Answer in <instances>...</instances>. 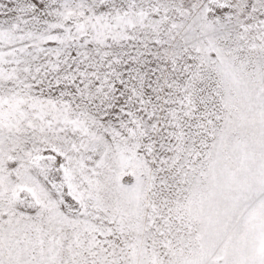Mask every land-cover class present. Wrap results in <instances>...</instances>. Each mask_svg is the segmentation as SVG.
<instances>
[{"label": "snow or ice", "instance_id": "obj_1", "mask_svg": "<svg viewBox=\"0 0 264 264\" xmlns=\"http://www.w3.org/2000/svg\"><path fill=\"white\" fill-rule=\"evenodd\" d=\"M0 264H264V0H0Z\"/></svg>", "mask_w": 264, "mask_h": 264}]
</instances>
